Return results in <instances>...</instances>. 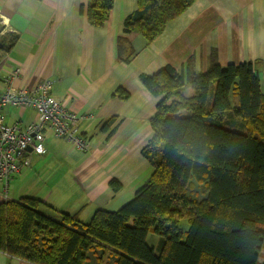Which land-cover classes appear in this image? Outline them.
Wrapping results in <instances>:
<instances>
[{"label": "trees", "instance_id": "1", "mask_svg": "<svg viewBox=\"0 0 264 264\" xmlns=\"http://www.w3.org/2000/svg\"><path fill=\"white\" fill-rule=\"evenodd\" d=\"M195 1L138 0L124 32L152 42ZM113 6L89 0L81 11L101 27ZM2 37L0 61L19 34ZM125 44L119 38L121 59ZM141 80L160 97L154 136L142 150L151 178L120 210H98L88 224L66 213L50 218L33 198L0 203V251L32 264H87L94 246L113 253L114 264H264V93L253 64L223 67L212 57L197 72L189 60L182 70L168 66ZM150 232L159 236L156 249Z\"/></svg>", "mask_w": 264, "mask_h": 264}, {"label": "crops", "instance_id": "2", "mask_svg": "<svg viewBox=\"0 0 264 264\" xmlns=\"http://www.w3.org/2000/svg\"><path fill=\"white\" fill-rule=\"evenodd\" d=\"M88 1L0 0L5 28L19 34L0 61V89L15 74L17 87L53 80L54 96L82 116L79 128L90 140L83 152L47 132L44 153L29 151L21 159L24 165L7 197L0 186V203L37 199L46 216L76 215L83 224L98 210H120L155 171L142 150L154 136L151 121L160 97L144 86L142 75L168 66L182 70L189 60L203 72L214 57L223 67L252 63L264 93V0H196L152 42L124 32L138 0H114L101 27L82 13ZM119 38L126 42L123 59ZM5 114L7 124L23 129L37 119L31 108L7 106ZM110 119L115 123L102 130ZM112 180L119 182V190L114 191ZM155 239L156 249L159 236ZM0 264L32 263L0 251Z\"/></svg>", "mask_w": 264, "mask_h": 264}, {"label": "built area", "instance_id": "3", "mask_svg": "<svg viewBox=\"0 0 264 264\" xmlns=\"http://www.w3.org/2000/svg\"><path fill=\"white\" fill-rule=\"evenodd\" d=\"M16 76L6 78L5 87L0 89V186L5 197L13 177L21 173L24 165L21 159L29 148L36 154L44 153L47 132L68 139L80 151L90 149L89 138L79 128L82 116L66 108L54 96L53 80H42L31 87H17L13 85ZM7 106L31 108L36 111L37 119L24 129L18 123L7 124Z\"/></svg>", "mask_w": 264, "mask_h": 264}, {"label": "rangeland", "instance_id": "4", "mask_svg": "<svg viewBox=\"0 0 264 264\" xmlns=\"http://www.w3.org/2000/svg\"><path fill=\"white\" fill-rule=\"evenodd\" d=\"M0 30L2 31L1 33H0V44H1V42H2V39H3V35L7 32V31H9L7 28H5V26H4V24H3V22H2V20L0 19ZM4 33V34H3ZM2 54H3V51L0 49V56H2ZM191 93V95H193L194 94V91L191 89V88H189L188 89V93ZM189 95V94H188ZM190 96V95H189ZM199 191H200V187L198 186V185H196L195 186V189H193V191H192V195L194 196L195 195V192H198L199 193ZM199 200L200 199H203V197H200V198H198ZM181 227L184 229V230H187L188 228H189V223H188V220H183V221H181ZM155 238H157V236L154 234V233H152V232H150L149 233V235H148V239H147V241H148V244L151 246V247H153V245H154V240H156ZM101 257H104V259H103V264H114V262H115V255L113 254V253H110V252H106L105 250H104V248H102V247H100V246H94L91 250H90V252H89V259H88V263L87 264H98V263H96L97 261L96 260H98L99 258H101ZM260 260H261V262H263L264 261V251H263V253H262V257L260 258Z\"/></svg>", "mask_w": 264, "mask_h": 264}, {"label": "water", "instance_id": "5", "mask_svg": "<svg viewBox=\"0 0 264 264\" xmlns=\"http://www.w3.org/2000/svg\"><path fill=\"white\" fill-rule=\"evenodd\" d=\"M29 151H32V149H31V148H29Z\"/></svg>", "mask_w": 264, "mask_h": 264}]
</instances>
